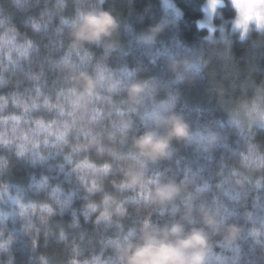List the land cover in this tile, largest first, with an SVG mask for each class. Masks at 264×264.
Returning <instances> with one entry per match:
<instances>
[{"label": "clouds", "instance_id": "obj_1", "mask_svg": "<svg viewBox=\"0 0 264 264\" xmlns=\"http://www.w3.org/2000/svg\"><path fill=\"white\" fill-rule=\"evenodd\" d=\"M105 2L0 0V264H15L21 241L30 264H53L41 237L67 250L60 264H264L254 133L226 163L233 135L264 130V81L231 109L234 131L178 109L211 57L230 55L233 36L264 35V0H203L199 48L162 39L182 17L174 0H160L162 16L139 32ZM133 49L141 55L130 62ZM180 149L198 158L195 172L170 167ZM16 162L45 171L13 183Z\"/></svg>", "mask_w": 264, "mask_h": 264}, {"label": "trees", "instance_id": "obj_2", "mask_svg": "<svg viewBox=\"0 0 264 264\" xmlns=\"http://www.w3.org/2000/svg\"><path fill=\"white\" fill-rule=\"evenodd\" d=\"M174 2L181 10L182 17L177 21L174 30L164 35L162 39L165 41L177 40L191 48L201 47L204 43L202 37L207 34V30H198L195 21L202 18L200 7L203 0H174ZM104 7L114 9L115 12L119 13L125 27H130L137 32L150 24H154L162 16L160 0H106ZM221 11L225 19H230L234 14L230 5ZM14 22L21 25L23 18L17 16L14 18ZM216 22L220 23L219 20ZM232 40L230 55L225 58L220 55H213L204 70V79L195 87L186 90L178 103V109L189 114L193 119L197 118V110L199 109V119L216 118L224 123L225 129L228 131H234L235 126L230 125L228 121L230 111L236 102L244 96L251 95L254 83L258 84L264 81V35L253 32L243 42L237 36H233ZM38 42L41 47L39 58L42 59L47 37L38 38ZM217 48L219 51L223 50L222 45L217 46ZM125 50L127 51V48ZM140 55L139 51L133 49L128 51V55L124 58L131 62L134 57ZM144 63L148 64L147 59L144 60ZM154 72L163 75L159 69H154ZM179 87L185 88V85H179ZM253 133L256 141L264 148V130L254 128L249 132L245 129L242 136L233 135L230 138L231 150L226 154V163L230 164L233 159L238 157L244 138ZM197 161L198 158L193 155L190 149H180L170 167L180 170L181 174H183V170L189 167L192 172H195ZM219 161L220 156L217 155L216 159L202 174L207 176L209 172L218 170ZM203 162L202 159L199 160V163ZM48 163L54 167L57 161L52 160ZM44 171V169L39 168L31 169L22 162H16L9 179L13 183H26L31 174L40 175ZM211 187L212 189L215 188V181H212ZM208 194L211 195V192ZM77 207H79V202H77ZM140 218L142 217L138 218L134 215L129 222H135ZM152 219L155 221L158 217L153 215ZM85 232V239L87 240L93 233L92 226L86 225ZM40 243L41 251H46L54 256L53 264H60L67 255V250L64 249L63 245L49 243L48 247L44 248L43 237H41ZM12 251L15 264H30V252L25 241L14 245ZM245 251H248L247 244H245ZM255 256L257 258L260 256L259 247L256 249Z\"/></svg>", "mask_w": 264, "mask_h": 264}, {"label": "rangeland", "instance_id": "obj_3", "mask_svg": "<svg viewBox=\"0 0 264 264\" xmlns=\"http://www.w3.org/2000/svg\"><path fill=\"white\" fill-rule=\"evenodd\" d=\"M217 36H219V32L217 33Z\"/></svg>", "mask_w": 264, "mask_h": 264}]
</instances>
